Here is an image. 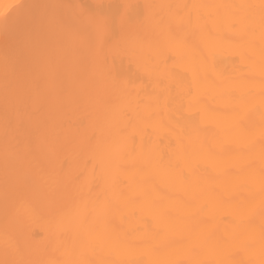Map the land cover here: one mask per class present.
Here are the masks:
<instances>
[{
    "label": "bare ground",
    "instance_id": "bare-ground-1",
    "mask_svg": "<svg viewBox=\"0 0 264 264\" xmlns=\"http://www.w3.org/2000/svg\"><path fill=\"white\" fill-rule=\"evenodd\" d=\"M21 3L61 6L66 22L73 5L108 14L136 5L141 34L117 25L106 40L121 47L104 52L105 69L132 82L140 112L90 95L101 55L91 30L74 40L59 27L30 45L0 30V261L7 243L8 259L43 264H264V39L258 11L253 21L230 7L260 0H0V14ZM149 15L167 24L153 30ZM133 45L142 57L124 51ZM6 65L11 88L54 85L43 107L20 105L7 173ZM6 189L30 209L19 221L5 214ZM106 201L114 210L104 215L96 209Z\"/></svg>",
    "mask_w": 264,
    "mask_h": 264
},
{
    "label": "snow or ice",
    "instance_id": "snow-or-ice-1",
    "mask_svg": "<svg viewBox=\"0 0 264 264\" xmlns=\"http://www.w3.org/2000/svg\"><path fill=\"white\" fill-rule=\"evenodd\" d=\"M15 15L10 17L8 14H0V30L6 34L10 30H14L17 35L22 37L26 44L30 45L33 38L50 32L56 28L67 26L70 28V34L74 40L80 39L85 33L91 30L99 45L102 55L97 56V70L93 77V88L90 95L93 93L97 97H116L124 101L126 107L131 108L133 105L136 111L140 112L139 102L133 97V84L130 80L121 79L118 74H113L111 71L105 69L107 61V53L104 49L107 47L111 52L120 49L119 43L109 44L106 40L108 34L114 27L118 25L120 32L125 36H139L144 28L145 22L139 20L134 16V10L137 7L132 4H119L115 6V13L108 14L103 11L102 5H96L94 8H88L84 5H73L72 13L69 21L57 13L56 9L61 6L52 4H15L11 6ZM181 7L180 5H145V8L152 9ZM186 7V6H185ZM196 7V6H193ZM230 7L245 10L249 13V19L255 20V13L259 14V26L262 39H264V0H260L259 4H240L232 5ZM148 20L153 30L159 29L161 26L167 24L165 18L161 17L159 20H154L149 15ZM190 22V21H189ZM170 27V25H168ZM131 56L144 55L143 49L133 45L130 48H125ZM262 77L260 81V96L261 103L264 104V49L261 51ZM6 83L3 99V126H4V159L7 173V166L12 153L13 141L15 136L13 133L18 129L23 122L25 113L21 112L20 105L22 103H30L31 105L40 108L43 107L54 92L53 83H49L46 90L40 89V84L37 79H30L18 84L15 88H11L7 83L8 66H5ZM123 115H127L126 111L122 110ZM121 157L127 155V145L125 144ZM17 159L20 158L19 152L15 153ZM51 156V153H50ZM262 160H264V152H262ZM261 184V253L264 255V168L260 173ZM98 212L107 215L114 210L109 202H104L96 209ZM30 213V209L10 198L9 193L5 191V214L13 215L18 221ZM9 245L5 246V259L0 261V264H43V262L22 261L16 259H8ZM19 253V249H16ZM77 264H85V262H77Z\"/></svg>",
    "mask_w": 264,
    "mask_h": 264
}]
</instances>
